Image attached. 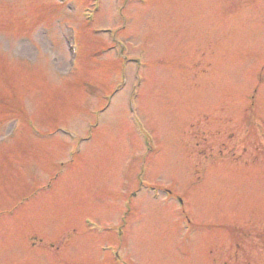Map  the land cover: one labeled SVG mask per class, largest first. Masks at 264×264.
Segmentation results:
<instances>
[{"label": "rangeland", "instance_id": "obj_1", "mask_svg": "<svg viewBox=\"0 0 264 264\" xmlns=\"http://www.w3.org/2000/svg\"><path fill=\"white\" fill-rule=\"evenodd\" d=\"M60 4L0 0V264L263 249L228 250L264 224V0Z\"/></svg>", "mask_w": 264, "mask_h": 264}, {"label": "bare ground", "instance_id": "obj_2", "mask_svg": "<svg viewBox=\"0 0 264 264\" xmlns=\"http://www.w3.org/2000/svg\"><path fill=\"white\" fill-rule=\"evenodd\" d=\"M188 140L190 141V138H188Z\"/></svg>", "mask_w": 264, "mask_h": 264}]
</instances>
